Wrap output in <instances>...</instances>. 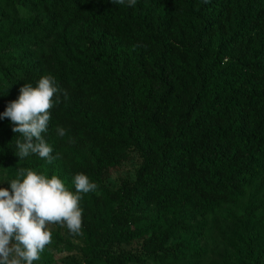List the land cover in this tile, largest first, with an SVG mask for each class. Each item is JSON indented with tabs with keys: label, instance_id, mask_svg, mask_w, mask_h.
Instances as JSON below:
<instances>
[{
	"label": "trees",
	"instance_id": "16d2710c",
	"mask_svg": "<svg viewBox=\"0 0 264 264\" xmlns=\"http://www.w3.org/2000/svg\"><path fill=\"white\" fill-rule=\"evenodd\" d=\"M49 74L59 158L20 160L0 119V184L46 165L70 191L77 173L97 184L82 234L54 224L88 239L83 264H185L213 231L218 256L264 264V0H0V113ZM133 158L135 180L108 188Z\"/></svg>",
	"mask_w": 264,
	"mask_h": 264
},
{
	"label": "clouds",
	"instance_id": "9594fccd",
	"mask_svg": "<svg viewBox=\"0 0 264 264\" xmlns=\"http://www.w3.org/2000/svg\"><path fill=\"white\" fill-rule=\"evenodd\" d=\"M111 4L135 6L137 0H109ZM207 2V0H205ZM52 75H44L36 85L24 84L16 100L10 101L0 119H8L12 132L20 134L15 141L16 155L23 160L36 155L48 164L59 158L53 156L52 146L43 134L48 131L51 109L58 102ZM56 133L64 137L63 127L57 126ZM72 183L75 192L68 190L65 183L52 175L20 167L17 178L8 184L10 190L0 188V264H34L40 253L52 242L48 225L66 227L70 234H82L83 210L80 207L82 194L93 192L97 184L84 173H77Z\"/></svg>",
	"mask_w": 264,
	"mask_h": 264
},
{
	"label": "rangeland",
	"instance_id": "374dc122",
	"mask_svg": "<svg viewBox=\"0 0 264 264\" xmlns=\"http://www.w3.org/2000/svg\"><path fill=\"white\" fill-rule=\"evenodd\" d=\"M138 167L136 158L124 163L121 168L111 172L106 182L110 189L118 188L121 183H132L135 180V171ZM43 174L51 178L56 174V169L50 166H45ZM0 188H5L0 184ZM48 229L52 233V242L47 245L43 252L40 253V259L34 261V264H83L88 256L87 247L89 241L84 236H70L62 228L56 227L54 224L48 225ZM227 235L221 236L218 231H213L209 235L198 233L194 238H187L189 244L205 250V254L198 260H190L185 264H236L234 255L218 256L216 247L223 248L227 241ZM172 243L175 240H171ZM235 255L243 258H249V251L244 250L235 243ZM234 252V251H233ZM238 252V253H237Z\"/></svg>",
	"mask_w": 264,
	"mask_h": 264
}]
</instances>
